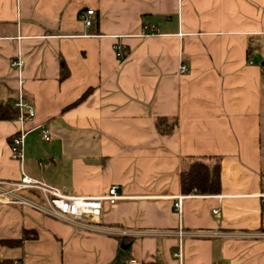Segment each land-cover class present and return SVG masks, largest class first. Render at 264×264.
I'll return each mask as SVG.
<instances>
[{
    "label": "crops",
    "instance_id": "1",
    "mask_svg": "<svg viewBox=\"0 0 264 264\" xmlns=\"http://www.w3.org/2000/svg\"><path fill=\"white\" fill-rule=\"evenodd\" d=\"M20 57L36 114L0 121V180L122 198L79 221L100 229L0 206L1 261L264 264V0H0V100L15 102ZM205 157L221 159V193L184 195L183 165Z\"/></svg>",
    "mask_w": 264,
    "mask_h": 264
},
{
    "label": "built area",
    "instance_id": "2",
    "mask_svg": "<svg viewBox=\"0 0 264 264\" xmlns=\"http://www.w3.org/2000/svg\"><path fill=\"white\" fill-rule=\"evenodd\" d=\"M94 10H86L82 14V19L86 27H91L94 21ZM117 56L120 60L124 58L120 45L115 46ZM10 65L18 72L19 88L14 102V106L18 109L19 115L17 121L26 123L35 117L36 110L32 102H30L24 93L25 79L22 77V71L25 66V61L22 57L12 59ZM182 72L186 73L188 69L182 66ZM41 132L46 141L50 140L51 129L42 127ZM26 131L21 128L10 140L11 158L23 164L24 161V141ZM121 187L113 185L109 188L107 194L96 197H84L78 195L64 194L58 188L51 186L45 182L32 179L22 174L20 180L7 182L0 180V206L3 207H19L22 209L34 210L42 214L59 218L65 221H70L74 224L88 226L91 223L79 222L80 219L94 222L92 225L99 224L105 210L106 205H115L122 198L120 193ZM257 197L261 201L262 210L264 212V192L259 193ZM181 199L179 197L175 204L176 210L180 211ZM218 211H214L217 214ZM90 228L100 229L98 227ZM124 234H128L124 232ZM177 237L182 238L186 235L185 232L179 231ZM178 258L182 257V244L179 246V251L175 253ZM15 264H24L17 260ZM128 264H142L136 259H130Z\"/></svg>",
    "mask_w": 264,
    "mask_h": 264
},
{
    "label": "trees",
    "instance_id": "3",
    "mask_svg": "<svg viewBox=\"0 0 264 264\" xmlns=\"http://www.w3.org/2000/svg\"><path fill=\"white\" fill-rule=\"evenodd\" d=\"M264 73V66L262 67ZM66 73L62 74V79ZM19 115L12 99L0 100V121H15ZM166 119L158 120V130L163 133H171L174 124H168ZM166 122V123H165ZM181 191L184 195H217L222 191L221 183V159L219 157L190 158L183 165L181 175ZM28 238L27 232L23 239ZM19 244L22 242H18ZM4 245H13L6 242ZM0 264H13L11 261L0 260Z\"/></svg>",
    "mask_w": 264,
    "mask_h": 264
}]
</instances>
